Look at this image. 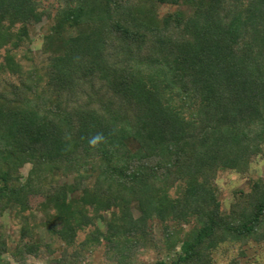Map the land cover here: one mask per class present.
<instances>
[{
	"label": "trees",
	"instance_id": "1",
	"mask_svg": "<svg viewBox=\"0 0 264 264\" xmlns=\"http://www.w3.org/2000/svg\"><path fill=\"white\" fill-rule=\"evenodd\" d=\"M263 146L264 0H0V264L264 245V181L227 210L215 183Z\"/></svg>",
	"mask_w": 264,
	"mask_h": 264
},
{
	"label": "rangeland",
	"instance_id": "2",
	"mask_svg": "<svg viewBox=\"0 0 264 264\" xmlns=\"http://www.w3.org/2000/svg\"><path fill=\"white\" fill-rule=\"evenodd\" d=\"M53 0H42L45 5H49ZM171 6H162L161 12L171 9ZM50 23L49 20L43 19L42 21L34 24L31 27L32 42L29 47L31 52L29 53L32 57L30 60L22 56L23 52L20 51V59L25 65L38 63L42 58L41 47V35L43 34L45 28ZM28 165L22 168V173H26ZM263 180L264 181V146L263 152L253 158L250 166L246 172L240 173L234 170H224L217 174L215 183L217 186L218 198L221 203L222 210H227L240 192H249L254 181ZM38 199H35L32 203H36ZM36 217L39 219L41 217V212L36 211ZM0 222L4 226V231L10 236V239L16 238L18 235L17 229L18 225L14 221L10 220L7 216L0 219ZM43 236V235H41ZM84 236V232L80 233L79 239ZM155 238L160 240L159 225L155 226ZM48 241L49 238H43V241ZM57 244V243H55ZM226 245L221 246V248L213 253V263L212 264H232V260H236V264H264V245L260 243H248L240 247L238 244L231 246L228 250ZM163 255L162 250L153 251L147 250L140 259H136L137 264H152L157 255ZM58 256L57 251L52 255H40L33 256L28 255L27 260L30 264H54L52 258ZM81 259L79 263L76 264H111L104 261L102 249L95 248L91 254H87ZM74 264V263H69Z\"/></svg>",
	"mask_w": 264,
	"mask_h": 264
}]
</instances>
